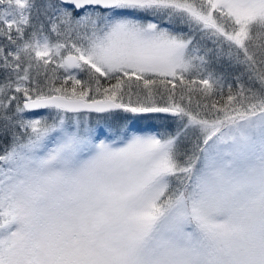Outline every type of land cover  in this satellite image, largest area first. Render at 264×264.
Wrapping results in <instances>:
<instances>
[{
  "label": "snow or ice",
  "instance_id": "1",
  "mask_svg": "<svg viewBox=\"0 0 264 264\" xmlns=\"http://www.w3.org/2000/svg\"><path fill=\"white\" fill-rule=\"evenodd\" d=\"M0 264H264V0H0Z\"/></svg>",
  "mask_w": 264,
  "mask_h": 264
},
{
  "label": "trees",
  "instance_id": "2",
  "mask_svg": "<svg viewBox=\"0 0 264 264\" xmlns=\"http://www.w3.org/2000/svg\"><path fill=\"white\" fill-rule=\"evenodd\" d=\"M124 116H131V114H124V113H118L111 116V121L113 122H119ZM158 121V122H157ZM154 121H146V119H136V118H130L128 120V123L135 129L138 130H148V131H155L160 128V126L163 124V121L157 120ZM157 123H160L159 126Z\"/></svg>",
  "mask_w": 264,
  "mask_h": 264
},
{
  "label": "rangeland",
  "instance_id": "3",
  "mask_svg": "<svg viewBox=\"0 0 264 264\" xmlns=\"http://www.w3.org/2000/svg\"><path fill=\"white\" fill-rule=\"evenodd\" d=\"M146 121L148 122V121H154V122H156L157 120H148V119H146ZM109 122H113V121H111V117H109ZM158 122V121H157ZM164 123V122H163ZM159 126L161 125L160 123H157ZM161 127V126H160ZM145 131H148V130H145Z\"/></svg>",
  "mask_w": 264,
  "mask_h": 264
}]
</instances>
